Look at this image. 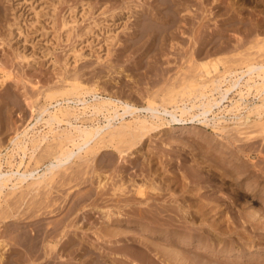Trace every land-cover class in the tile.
<instances>
[{"label": "rangeland", "instance_id": "obj_1", "mask_svg": "<svg viewBox=\"0 0 264 264\" xmlns=\"http://www.w3.org/2000/svg\"><path fill=\"white\" fill-rule=\"evenodd\" d=\"M152 13L160 18L165 17L164 20L172 17L174 24L171 27L164 24L166 27H162L153 21L154 25L144 16ZM258 44L264 52V0H0V155L13 152L8 145L9 138L28 122L31 114L29 106L32 103L36 106L44 104L45 99L51 97L46 94H51L64 83L82 82L89 87L98 84L96 87L104 94L129 99L137 105L153 104L158 101L155 100L157 95L166 88L175 90L184 83L185 87L196 85L197 81L193 80H196L195 75L199 76L195 73L200 71V64L208 62L206 70L209 72L214 71L215 67L221 70L226 61L239 58L240 54L252 52L256 56L258 49L255 46H260ZM171 79L174 81H168ZM187 80L195 83L190 82L188 86ZM180 88L174 92L181 93ZM231 97H234L233 94ZM229 118L231 116H227L226 124L232 122ZM187 127L190 130L184 134H178L175 130L149 134L141 143H135L136 140L132 142L129 138L115 140L113 148L100 150L85 160L74 161L57 172L47 187L50 190L45 188V193L37 195L38 198H26L28 202L24 204L28 203L29 206L31 201L34 206L23 204L22 208L17 204L16 207L22 209L16 212L11 210L14 216L11 211L7 215L9 210L4 217L1 216L0 264H166L168 260L167 264H195L197 259H201L202 264L205 261L207 264H220L223 261L225 264H237L238 259L249 262L258 259L260 263L257 264H264V231L253 229L247 223L252 221L247 213L255 210L260 216L263 213L260 219H256L264 220V202L258 198L264 197V139L260 140L264 137L258 135L259 138H256L254 134L255 138L244 139V143L233 142L244 145L243 152H238L237 146L227 143L224 133L218 130L196 124H188ZM39 129L45 131L44 127L40 126ZM122 139L130 141L125 143ZM227 148L230 151H226ZM17 155H13L16 161L19 160ZM236 163L242 164L240 169L245 167L248 172L235 174L228 171L230 164ZM117 184L123 188L122 192L116 189ZM136 186H143L144 195L146 192L147 195L135 197ZM46 190H49V198ZM39 198L42 200L39 201ZM117 217H121L123 222H114L113 219ZM18 218L23 220L22 224L17 223L20 222ZM9 223L13 224V228ZM14 223L19 224L15 225V229ZM185 224L188 228L193 227V231ZM210 226L217 230L216 233H221L218 235L220 242L217 241L219 246H216L217 243L212 246L215 232ZM196 227L203 229L198 233ZM99 228L109 230V233L106 232L112 236L104 234L105 238L100 239L97 235ZM117 228L122 233L118 231L116 234ZM50 229H56L53 236L57 234L55 239L60 241L59 248L63 244L60 250L57 245L58 251L56 249L54 253H47L52 243L50 239L43 241V235L50 233ZM112 230H115L114 233ZM15 231L21 232L27 240ZM199 235H206L205 243L208 246L204 245L205 248L196 243ZM71 236L74 240L65 246L66 238ZM29 238H35L31 240L35 243H28ZM31 244H37L36 248H31ZM68 246L73 247V252H69L68 248L71 247ZM27 247L31 251L34 249L33 253ZM162 247L167 249L164 251ZM228 250L237 251L247 258L227 256ZM194 253L201 255L195 258ZM175 257H178L177 261ZM190 258L192 260L189 261Z\"/></svg>", "mask_w": 264, "mask_h": 264}, {"label": "bare ground", "instance_id": "obj_2", "mask_svg": "<svg viewBox=\"0 0 264 264\" xmlns=\"http://www.w3.org/2000/svg\"><path fill=\"white\" fill-rule=\"evenodd\" d=\"M172 3H174V2H172ZM171 6H173V5H171ZM156 13L155 14L152 13L151 15H147L148 14L147 13L144 16L147 17L146 19L149 18V21H151V22L155 21L156 25L158 23H160L162 27H166V26H169V25H170L169 27H171V25L174 24V19H172V17H170L171 19L164 20L165 17L160 18L161 16L158 17V15ZM144 21H145V19H144ZM176 22H175V24H176ZM155 23H154V25H155ZM164 24H166V26H163ZM66 25H67V23L65 22L64 26H66ZM147 25H148V23H147ZM162 27L160 29H162ZM157 28H159V27H157ZM157 28H155V29H157ZM164 29H166V28H164ZM176 30L178 31V29H176ZM160 33H162V32H160ZM157 37H159V36H157ZM167 37H165V38H167ZM147 38H148V36H147ZM260 42H262V41H260ZM158 43H160V42H158ZM262 44L263 43H261V45ZM258 45H260V44H258ZM261 45L260 46H255V47H257L256 49H258V51L255 52V53H257L256 56H255V54H253L254 55V57H253L252 52H250L251 54L250 53L248 54V53L245 52V54H240L239 58H236V59L231 60V61L230 60L226 61L222 65V69L221 70H220V68L218 69L217 67H215L214 71H210L211 73L208 70H206L207 69L206 68V64L208 62L207 63L205 62V64L201 62L202 64H200L199 67H198V64H199L198 63L197 67H198V69L200 71L197 70V72L195 74H198L200 76V78L197 79L199 76L195 75L196 80L195 79L193 80V81H197L196 85L193 86L195 88H193L192 85L189 86L190 82L192 84L195 83V82H192L191 80H190V82L187 80L188 81L187 83H188L189 87H185L184 85H186V83L183 82L184 78L182 80L184 85H181L182 86L181 88L183 90L180 87H178V86L177 87L174 86L175 90H172L173 88L169 87L168 84H170V83H168L167 85H168L169 88H166L167 90L169 89L168 91H166V89H165V91H162V93L160 92L161 94L159 96L157 95V98H155V95L153 97L151 96L153 101H154V98H155V100L158 99L157 103H153V104L149 103V104H146V105H139V104L137 105L135 103H131L130 101H128L129 99L128 100H124V99L122 100V99H120L119 97H117L115 95H111L109 93L104 94V92L100 91L99 87L98 88L96 87V85H98V84L93 85V87H92V85H91V87H89V86L81 84L82 82L81 83L80 82H71V83L68 82V84L64 83L65 85L63 84V86H61L59 89L58 88L55 89L54 91L51 92V94H49L50 92L48 94H46L47 97L48 96H51V97L50 98L48 97V100L45 99V102H43L44 104H42V105L40 104V105L36 106L37 104L34 105V103H32L33 105L29 106L30 110H31V114H30V118H29L28 122L24 125L22 130L16 131V133L13 136H11V138H9L8 145L10 147H12L13 152L11 151L12 153H8L9 156H8L7 153H5L4 156L0 155V218H1L2 215L4 217L5 212L7 210H9V211H7L8 213L11 210L12 211L14 210V212H16V211H19L20 209H22L24 205L27 204V206H28V203L24 204V202L26 201V198L31 196L32 198H30V200H32L34 196L37 197V195L39 196L41 193H43L45 191V188L49 187V184L51 183V181L54 180L53 177L55 176V174L57 172H59L60 170L66 168V167H69L70 165H72L74 163V161L85 160V158L87 159L88 156L95 155L100 150L102 151V150L107 149V148H113V146H114L113 144H115L113 142L115 140L118 141L121 138H125V139L129 138L130 140L132 139V142H134L133 140H136L135 143H139L142 139L145 138V136H147L149 134L156 133V132H160V131H166V132L169 131V133H170V131L172 132V131L175 130L178 134H184V133H186V132H188L190 130V127H187L188 124H196L197 126L209 127V128H211L213 130H218L222 134L224 133L223 136H225V138L228 140L227 143H229L231 146L232 145L235 146V147L237 146L236 148L238 149L237 150L238 152H241V151L243 152V149H245L244 145H242L241 143L237 145V144H235L233 142H242V143H244L243 142L244 139L250 140L251 138H255L256 136H257L256 138H259L260 135H262V137H264V52L260 49V48H262ZM159 47H161V46H159ZM200 50L201 49L199 48V51ZM203 55L205 56V53ZM97 58L99 60L101 59L99 57H97ZM101 60H103V59H101ZM207 67H208V64H207ZM195 69H196V67H195ZM176 74H178V73H176ZM210 74H212V75H210ZM162 75H164V74H162ZM178 77H177V79H178ZM191 78H193V77L191 76ZM161 79H163V78H161ZM166 80H164V81H166ZM168 81H174V80L171 79V80H168ZM175 83H174V85H175ZM176 88L177 89L180 88L181 89L180 90L181 93L174 92V91H176ZM178 90H177V92H178ZM232 94H233L234 97H231ZM43 98H45V97H43ZM187 101H189L190 104L187 103ZM224 103H227V104L225 105ZM224 114H226V115H224ZM227 116H231V118H229V119L232 120V122L229 123V124H226V121L228 120ZM222 121L224 122L223 125H222ZM40 126L44 127L45 131L43 129L40 130L39 129ZM169 133H167V134H169ZM254 134H256V136H254ZM261 139L263 140L264 138H260V140ZM130 140H128V142H125V140L122 139L121 141L125 142V143H129ZM131 144L133 145V143H131ZM252 145H253V143H252ZM227 146H229V145H227ZM248 148L250 149V146ZM248 148H247V150L249 151ZM227 150H229V149L227 148L226 151ZM263 151H264V149H263ZM118 152H119V150H118ZM221 152L222 151H220V153ZM231 152H232V150H231ZM249 152H251V151H249ZM15 153H17L19 155V157L17 155V157L19 158L18 161H16L17 159L15 160V158L13 156ZM227 153L225 155H227ZM233 153H232V155H233ZM5 156H7L9 158L5 159L6 158ZM222 156L225 157L224 155H221V157ZM229 156H231V155H229ZM235 156H236V154H235ZM221 157L218 156V158H220V160H221ZM225 158H224V160H225ZM226 159L228 160V158H226ZM256 160H258V159H256ZM240 165H242V164H240ZM240 165L239 164L237 165V163L236 164H232V165L230 164L229 168H227V169H228V171L235 172V174L237 172L240 173L241 171H243V172L245 171L244 173L248 172V171H246L245 167L243 169L241 168L242 169L241 170L240 169ZM5 168H7V169H5ZM262 168H264V167H262ZM255 169H253L254 172H255ZM217 173L219 174V172H217ZM250 173H251V171H250ZM262 173L260 175H262ZM193 174H195V173H193ZM218 174H217V176H218ZM231 174H233V173H231ZM238 175H241V174H238ZM220 176H223V175H220ZM249 176H252V175H249ZM249 176H248V178H249ZM257 176H255V177L258 178ZM197 177H196V179H197ZM223 177H225V176H223ZM199 178H201V177H199ZM229 178L230 177H228V179ZM198 180H200V179H198ZM259 182H260V180H258V183ZM117 185H119V184H117ZM143 185H145V184H143ZM259 185H260V183H259ZM120 186L121 185H119L118 188H116V189L120 190L119 192H122L123 188H119ZM142 187L143 186H139V187L135 188L136 190L134 189L135 190L134 194L136 195L135 197L142 198L143 196L147 195V192H146V195H144V190L142 189ZM247 187H249V186H247ZM260 187H259V189L261 190ZM47 189H49V188H47ZM247 189H246V191H247ZM257 189L258 188H256V190ZM49 190L48 191L46 190V193H48ZM115 190H114V192H115ZM260 192H262V191H260ZM48 195H50V194L48 193L46 196L48 197ZM43 198H44V196H43ZM258 198L261 201L264 202V197L263 196H258ZM40 199L41 198H39L38 200L40 201ZM35 200L37 202V199H35ZM45 200H43V202H45ZM108 200H110V199H108ZM136 200H134V201H136ZM126 201H127V199H126ZM26 202H28V201H26ZM33 202L35 203V201H33ZM136 202H138V201H136ZM39 203L41 204V202H39ZM17 204L20 207H22V208L16 207ZM30 204H31V206H30ZM30 204H29L28 207L34 206V204L32 205L31 201H30ZM35 204H37V203H35ZM21 205H23V206H21ZM127 206H129V205H127ZM14 207H16L15 209H17V210H15ZM132 208H134V207H132ZM27 209L29 210L30 208H27ZM70 209H72V208H70ZM144 209H146V208H144ZM125 210L128 211L127 209H125ZM12 211H11V213H12ZM256 211L257 210H255V212H251L250 211V213H247L252 218V221H248L247 223H248V225L249 224L252 225L253 229H261L262 231H264V220H262V219L261 220H257L256 219V218L260 219L263 213L262 214L260 213L261 214V216H260L259 214H257ZM263 211H264V209H263ZM14 212L12 213L13 216H14ZM22 212L25 215V212L24 211H22ZM129 212H130V210H129ZM141 212L143 213V211H141ZM141 212H140V214H141ZM8 213H7V215H10V213L9 214ZM153 213H151V214H153ZM84 214H87V213H84ZM12 215H11V218H12ZM116 216H119V215H116ZM123 216H124V214H123ZM21 217H22V215H21ZM120 218L117 217V218L113 219V221L116 222L117 220H121L122 218L121 219ZM20 219L22 220V218H20ZM95 219L96 218H94L93 220H95ZM150 219H152V218H150ZM253 219H256V220H253ZM18 220H19V218H18ZM24 220H25V218H24ZM14 221L15 220H13V222ZM253 221H255V222H253ZM5 222H7V221H5ZM8 222H10V220ZM21 222L23 223V220L20 221V222L17 221V223H19V224ZM121 222H123V221L121 220ZM73 223H74V221H73ZM200 223H202V222H200ZM243 223H244V221H243ZM25 224H26V222H25ZM181 224H183V223H181ZM204 224H206V223H204ZM6 225H7V223L5 224V226ZM9 225L12 226L13 224L9 223ZM15 225L16 224L14 223V229H15L16 226H18V225H16V226ZM118 225H120V224L118 223ZM200 225L202 226L203 223L200 224ZM237 225H239V224H237ZM70 226H71V224H70ZM114 226H113V229H114ZM42 227H44V226L42 225ZM186 227H187V225H186ZM203 227H205V226H203ZM241 227H242V225L240 226V228ZM8 228L9 227H7V230H8ZM12 228H13V226H12ZM192 228H188V229L192 230ZM196 228L199 229V230H196V231H198V233H199V231H201V229H203L202 227L201 228L196 227ZM3 229L6 230V228H4V226H3ZM104 229L103 230H100V228L98 229L99 231H98L97 235L99 236V238L100 237L102 239H103V237L105 238L106 235L104 236V234L112 236V235L108 234L109 230H107V229L104 230ZM205 229H206V227H205ZM211 229L214 231V229L212 227H211ZM53 230L54 229H52V231ZM150 230H147V231H150ZM191 230H190V232L193 231V230L192 231ZM208 230H209V228H208ZM40 231H41V228H40ZM50 231H51V229H50ZM52 231L50 233H45V231L43 230L42 232L45 233V235H43V233L41 232L42 235L44 236L43 237L44 238L43 241L50 239L49 241L52 242V243H50V245L48 247L49 252H47L48 251L47 249H46L47 251L45 250L47 253L56 251L57 245H58V249L60 250L62 245H63V244H61L60 245L61 247L59 248L58 242L60 243V241H57L55 239L57 234L55 235V237L53 236V234L56 233V232L54 233V231H56V229L53 232ZM106 231H108V233ZM114 231L112 230V233H114ZM118 231L119 230L117 228V231H115L116 234H117ZM213 231H212V233H213ZM216 231L217 230L214 231L215 232L214 236H216L217 239L212 235V237H213L212 238V240H213L212 246H215L214 243H217V241L219 240L218 237H220L218 235L221 234L219 232L216 233ZM15 232L17 233V235H19V233H21V232H17V231H15ZM24 232L25 231H23V233ZM68 232H70V231H68ZM110 233H111V231H110ZM119 233H122V231L120 230ZM158 233H159V231H158ZM198 233H196V234H198ZM203 233H205V232H203ZM170 234L171 233H169V235ZM176 234L177 233H175L174 235L178 236V234L177 235ZM196 234H195V237H196ZM63 235H62V237H63ZM67 235H68V233H67ZM203 235H199L198 236L199 238H197L198 240H196L197 241L196 243L204 246V245H207L208 243L207 244L205 243L206 242V240H205L206 235H205V237H203ZM19 236H22V233ZM24 236H22V237L25 238ZM65 236H66V231H65ZM170 236H172V235H170ZM179 236H181V235H179ZM185 236H187V235H185ZM185 236H183V237L185 238ZM58 237H60V236L58 235ZM71 237H69V238L67 237L66 238L67 242L64 243L65 246H67L66 244H70L72 242L71 240H74L73 237L72 238ZM157 237H158V235H157ZM23 238L21 240H23ZM43 238L41 237V240ZM58 239L60 240L62 238H58ZM167 239H168V237H167ZM167 239L166 240L164 239V240L167 242ZM169 239H170V237H169ZM192 239H194V236H193ZM31 240L29 238L27 242L29 243ZM33 240H35V238ZM168 241H170V240H168ZM222 241H223V239H222ZM31 242H32V244L35 243V242L33 243V241H31ZM61 242H63V241L61 240ZM175 242H176V240H175ZM175 242H174L173 245H175ZM219 242H220V240H219ZM22 243H23V241H22ZM146 243H147V241H146ZM209 243H211L210 240H209ZM179 244L180 243H178V245ZM193 244H195V243H193ZM217 244L218 245H216V246H219V243H217ZM229 244H232V243H229ZM235 244H237V243H235ZM29 245H28V247H29ZM36 245H34V246L32 245V247L31 246L30 247L31 248H33V247L36 248ZM169 245H171V244H169ZM225 245H227V243ZM26 246H25V248H26ZM47 246H45V247H47ZM196 246H197V244H196ZM212 246H211V248H212ZM220 246L223 247L222 245H220ZM68 247H71V248H68L69 252L70 251L73 252L71 250V249H73V247L72 246H68ZM149 248H150V245H149ZM165 248H163L164 251L167 249V248L166 249ZM174 248L176 249V246H174ZM204 248H205V246H204ZM28 249H26V251ZM58 249H57V251H58ZM82 249H83V247H82ZM225 249L226 248H224L223 250H225ZM227 249H228V247H227ZM33 250L34 249H32V251ZM221 250H222V248H221ZM32 251L30 250V252H32ZM157 251H162V250H157ZM171 251H173V249L170 250V252ZM233 251L234 250H232V251L228 250L227 251L228 252L227 256H233V257L236 256V258L240 257V258H244V259L247 258V256L242 255V254L240 255L237 251H234V252ZM144 252H146V251H144ZM170 252H168V254ZM176 252H179V251H176ZM176 252H174V254H176ZM183 252H185V251H183ZM27 253H28V251H27ZM74 253H76V252H74ZM92 253H93V251H92ZM31 254H30V256H31ZM57 254H58V252H57ZM137 254H139V253H137ZM49 255H48V258H49ZM166 255H167V253H166ZM171 255L173 256V254H171ZM171 255H170L169 258H171ZM184 255H185V253H184ZM194 255H195V253H194ZM200 255H195V258H196V256H198V258H199ZM252 255H250V256H252ZM182 256L183 255H181V257ZM185 256H184L185 258H188L187 255H185ZM178 257H175L176 261H177ZM180 258H179V260H180ZM191 258L189 259V261L193 259V258L192 259ZM259 258H261V257H259ZM262 259H264V258H262ZM94 260H95V258H94ZM184 260H186V259H184ZM206 260H207V258H206ZM232 260H233V258H232ZM95 261H97V260H95ZM168 261H167V263H168ZM182 261H180V263ZM212 261H214V260H212ZM194 262H195V264L196 263L202 264V260L201 259L200 260L197 259V261H194ZM209 262H210V260H209ZM233 262L235 263V261H233ZM258 262H259L258 259H255L253 262H249V260H247V261H239V259H238V263H240V264H254V263L257 264ZM177 263H179V262H177ZM186 263H188V262H185V263H182V264H186ZM205 263L207 264L206 261H205ZM222 263L225 264L224 261ZM222 263H220V264H222ZM5 264H8V263H5ZM21 264H22V262H21ZM211 264H214V263H211ZM216 264H218V263H216Z\"/></svg>", "mask_w": 264, "mask_h": 264}]
</instances>
